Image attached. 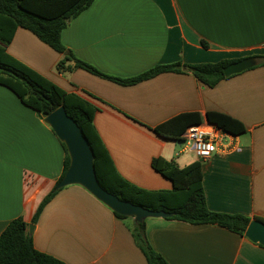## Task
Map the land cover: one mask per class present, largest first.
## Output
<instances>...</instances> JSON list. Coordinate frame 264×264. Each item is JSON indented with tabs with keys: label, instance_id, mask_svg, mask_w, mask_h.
Here are the masks:
<instances>
[{
	"label": "crops",
	"instance_id": "1",
	"mask_svg": "<svg viewBox=\"0 0 264 264\" xmlns=\"http://www.w3.org/2000/svg\"><path fill=\"white\" fill-rule=\"evenodd\" d=\"M62 44L102 74L131 78L160 64L264 56V0H93L60 33ZM202 41L206 43L203 46ZM6 52L95 108L94 128L117 172L150 190L171 189L154 157L182 167L201 161L207 207L264 221V64L213 87L183 66L122 85L82 68L56 70L61 54L17 27ZM235 60V61H236ZM216 111L240 121L234 148L199 159L153 127L180 113ZM45 116L0 84V233L15 218L33 225L34 247L65 264H147L117 218L78 185L62 187L32 217L63 170L64 149ZM146 239L168 264H264V247L217 224L145 221Z\"/></svg>",
	"mask_w": 264,
	"mask_h": 264
},
{
	"label": "trees",
	"instance_id": "2",
	"mask_svg": "<svg viewBox=\"0 0 264 264\" xmlns=\"http://www.w3.org/2000/svg\"><path fill=\"white\" fill-rule=\"evenodd\" d=\"M93 0H0V84L9 88L20 101L46 116L60 106L79 126L82 135L88 140L93 152V165L98 183L108 192L121 200L152 210L173 212L171 217L190 224L211 223L232 232L244 235L251 219L238 213H224L210 210L205 201L202 188L201 161L195 160L182 167L174 161L154 157L151 167L171 181V189L150 190L139 187L123 178L114 167L108 150L98 136L93 116L96 108L80 96L67 93L49 79L18 61L6 52L17 27L32 32L38 39L49 45L61 58L56 63V70L68 72L82 68L95 75L102 76L122 85H130L163 72H179L183 66L192 72L202 84L213 87L227 77L223 68L236 59H222L217 62L198 64H160L131 77L117 78L102 74L89 64L80 61L60 40V33L68 22L90 6ZM204 47L206 43L202 41ZM256 66L264 64V56ZM206 120L223 131L236 134L244 130L237 119L224 113L209 111ZM202 118L197 112L180 113L167 121L148 127L156 135L168 140H181L182 133L192 124H200ZM65 155L63 170L57 180L65 173L69 158L64 144ZM56 182V183H57ZM55 183V185H56ZM41 200L31 223H35L44 205L61 189L56 186ZM113 212V211H112ZM120 219L127 217L113 212ZM259 219V218H255ZM264 222L262 219H259ZM134 243L144 255L147 264H168L166 260L149 245L145 234V222H134L130 228ZM0 264H65L58 258L37 250L32 237L27 232V224L18 217L11 220L0 233Z\"/></svg>",
	"mask_w": 264,
	"mask_h": 264
},
{
	"label": "water",
	"instance_id": "3",
	"mask_svg": "<svg viewBox=\"0 0 264 264\" xmlns=\"http://www.w3.org/2000/svg\"><path fill=\"white\" fill-rule=\"evenodd\" d=\"M255 64L256 61L251 57L242 58L224 66L223 74L228 77L249 69ZM44 121L52 128L59 141L64 144L69 158L68 167L56 183V188L78 185L111 211L125 217H132L135 222H142L148 218H167L174 214L163 210L148 209L121 200L115 194L105 190L96 178L90 144L82 135L76 122L66 114L63 106L46 115ZM32 229L33 225L30 224L28 232L31 233ZM244 235L250 241L264 247V222L259 219H252L247 225Z\"/></svg>",
	"mask_w": 264,
	"mask_h": 264
},
{
	"label": "built area",
	"instance_id": "4",
	"mask_svg": "<svg viewBox=\"0 0 264 264\" xmlns=\"http://www.w3.org/2000/svg\"><path fill=\"white\" fill-rule=\"evenodd\" d=\"M181 137L186 142L184 149L193 151L201 160L208 159L213 153H226L234 148L230 133L207 120L189 125Z\"/></svg>",
	"mask_w": 264,
	"mask_h": 264
},
{
	"label": "rangeland",
	"instance_id": "5",
	"mask_svg": "<svg viewBox=\"0 0 264 264\" xmlns=\"http://www.w3.org/2000/svg\"><path fill=\"white\" fill-rule=\"evenodd\" d=\"M179 147H185L186 146V142L185 140L181 139V140H176L175 142Z\"/></svg>",
	"mask_w": 264,
	"mask_h": 264
}]
</instances>
